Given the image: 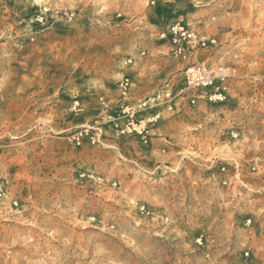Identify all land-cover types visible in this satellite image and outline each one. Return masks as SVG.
<instances>
[{"label":"rangeland","instance_id":"1","mask_svg":"<svg viewBox=\"0 0 264 264\" xmlns=\"http://www.w3.org/2000/svg\"><path fill=\"white\" fill-rule=\"evenodd\" d=\"M0 264H264V0H0Z\"/></svg>","mask_w":264,"mask_h":264},{"label":"built area","instance_id":"2","mask_svg":"<svg viewBox=\"0 0 264 264\" xmlns=\"http://www.w3.org/2000/svg\"><path fill=\"white\" fill-rule=\"evenodd\" d=\"M169 34L171 36L172 43L177 47V51L180 53L186 52L183 43L192 44L196 36L187 30L180 23H174L170 26ZM167 33H162L161 38H166ZM201 45L204 46L205 43L201 42ZM223 73V72H222ZM214 77L207 70L204 65H199L196 67H191L187 71V85L188 87H197V86H207L212 84Z\"/></svg>","mask_w":264,"mask_h":264}]
</instances>
